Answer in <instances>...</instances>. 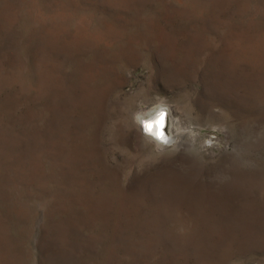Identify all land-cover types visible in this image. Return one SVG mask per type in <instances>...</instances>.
I'll use <instances>...</instances> for the list:
<instances>
[{"label":"rangeland","instance_id":"374dc122","mask_svg":"<svg viewBox=\"0 0 264 264\" xmlns=\"http://www.w3.org/2000/svg\"><path fill=\"white\" fill-rule=\"evenodd\" d=\"M0 264H264V0H0Z\"/></svg>","mask_w":264,"mask_h":264},{"label":"clouds","instance_id":"9594fccd","mask_svg":"<svg viewBox=\"0 0 264 264\" xmlns=\"http://www.w3.org/2000/svg\"><path fill=\"white\" fill-rule=\"evenodd\" d=\"M135 119L138 124L142 125L143 132L147 136L164 144L172 142L171 137L165 132L167 126V110L165 108L161 107L137 114ZM161 135L166 139L162 140Z\"/></svg>","mask_w":264,"mask_h":264},{"label":"snow or ice","instance_id":"6c2138e0","mask_svg":"<svg viewBox=\"0 0 264 264\" xmlns=\"http://www.w3.org/2000/svg\"><path fill=\"white\" fill-rule=\"evenodd\" d=\"M161 139H162V140H165L166 138H165V137H163V135H161Z\"/></svg>","mask_w":264,"mask_h":264},{"label":"bare ground","instance_id":"6f19581e","mask_svg":"<svg viewBox=\"0 0 264 264\" xmlns=\"http://www.w3.org/2000/svg\"><path fill=\"white\" fill-rule=\"evenodd\" d=\"M164 108V107H163ZM166 131V130H165ZM167 134V133H166Z\"/></svg>","mask_w":264,"mask_h":264},{"label":"water","instance_id":"95a60500","mask_svg":"<svg viewBox=\"0 0 264 264\" xmlns=\"http://www.w3.org/2000/svg\"><path fill=\"white\" fill-rule=\"evenodd\" d=\"M166 132V131H165Z\"/></svg>","mask_w":264,"mask_h":264}]
</instances>
